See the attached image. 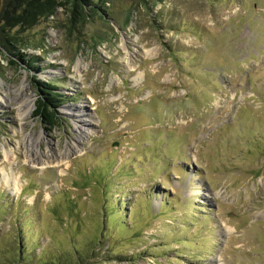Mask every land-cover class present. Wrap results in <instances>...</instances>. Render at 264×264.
<instances>
[{"label":"rangeland","instance_id":"obj_1","mask_svg":"<svg viewBox=\"0 0 264 264\" xmlns=\"http://www.w3.org/2000/svg\"><path fill=\"white\" fill-rule=\"evenodd\" d=\"M26 1L0 0V264H264V0Z\"/></svg>","mask_w":264,"mask_h":264},{"label":"trees","instance_id":"obj_2","mask_svg":"<svg viewBox=\"0 0 264 264\" xmlns=\"http://www.w3.org/2000/svg\"><path fill=\"white\" fill-rule=\"evenodd\" d=\"M94 2L95 0H68L67 6H69L71 19H73V21L70 19V23H73L74 25L76 23L82 24V21L86 20L88 17V10L95 12L92 10L95 6ZM64 4V2L59 3V0H46V5L40 4V0L26 1L25 8L23 9V21L21 22H29L33 25L36 22L37 17L48 18L54 14L57 7H62ZM35 85L38 99L33 117L39 119L44 126L53 128L59 121L57 108L64 102L65 97L58 92V89L52 83L37 81L35 82ZM43 254L44 251H41L38 257ZM83 260V258L78 256L76 259H72L71 257L69 258L65 255H61L56 257V259L49 264H84Z\"/></svg>","mask_w":264,"mask_h":264},{"label":"bare ground","instance_id":"obj_3","mask_svg":"<svg viewBox=\"0 0 264 264\" xmlns=\"http://www.w3.org/2000/svg\"><path fill=\"white\" fill-rule=\"evenodd\" d=\"M23 84L24 83H22V85L20 86V90H18V93H19L21 99H23L22 102L20 103L21 105L18 104L19 108H18L17 117L20 118L21 121L30 116V114L32 113V108L34 106V100L31 98V96L27 95L28 94L26 92L27 91V86L23 85ZM8 95L9 94H7V96ZM5 104H6V101H4V98L0 97V108H2V105H5ZM22 105H23V107H22ZM83 122L86 123V125H90L89 122H86L84 120H83ZM30 156H28L27 160L30 163L35 164V165H40V164L42 165V164H45V163L46 164L55 163L56 165H60V164L63 163L62 162L63 159H61V160L54 159L51 155L47 156V161L42 160L40 156L39 157L35 156L34 158H31ZM6 157H7V155H6ZM6 157H5V159H6ZM3 173H5V172H3ZM4 180L6 181L7 184L12 185L14 188H16L18 186V184H19V181H17V179H15V178L9 179L8 177H5Z\"/></svg>","mask_w":264,"mask_h":264}]
</instances>
